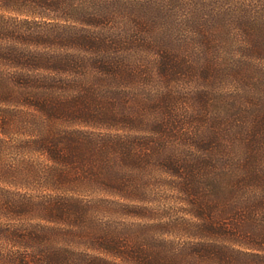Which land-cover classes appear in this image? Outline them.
Here are the masks:
<instances>
[{
	"label": "trees",
	"instance_id": "1",
	"mask_svg": "<svg viewBox=\"0 0 264 264\" xmlns=\"http://www.w3.org/2000/svg\"><path fill=\"white\" fill-rule=\"evenodd\" d=\"M0 264H264V0H0Z\"/></svg>",
	"mask_w": 264,
	"mask_h": 264
},
{
	"label": "rangeland",
	"instance_id": "2",
	"mask_svg": "<svg viewBox=\"0 0 264 264\" xmlns=\"http://www.w3.org/2000/svg\"><path fill=\"white\" fill-rule=\"evenodd\" d=\"M171 85H173V87L175 88L174 84H171ZM237 85H241V84H235L232 81H230V83L224 81V82H219V84H216V87L213 89L214 90L218 89L220 92L223 91V92L228 93L229 91H232V89L235 88ZM236 88L237 89L239 88L241 90H247V85L244 84L243 86L242 85L237 86ZM175 89L177 90V88H175ZM234 90L236 91V89H234ZM231 96L233 99L236 100L237 94L231 95ZM185 99L186 98L184 96L182 98L180 95H176V102H174V106L175 107L177 106L176 110L181 111V112H185V110L182 109L184 107L183 104H184ZM234 102H236V101H234ZM214 110H215V112H214ZM212 112H214V114L218 115L219 121H222L224 123V126L228 127V129L232 133V135H235V144L238 146H241L239 148H243L245 145V139L243 138L244 137L243 134L249 128V125L251 124V119H252L251 111H249L247 108H245V109L240 108V106L237 104H232L231 106L229 104V105L218 106V107L212 109ZM239 121H244V124L239 123ZM166 182H167V180L165 181L164 186L161 185L162 189H164V190L162 191V193H160V195H161L160 199L164 205L166 204L164 202H169L167 204L171 208V205L174 204V200H175L174 196L175 195H174V193L168 191V189L170 187H169L168 183H166ZM173 207H174L173 213L177 214V209H179L181 207L180 206H173Z\"/></svg>",
	"mask_w": 264,
	"mask_h": 264
}]
</instances>
